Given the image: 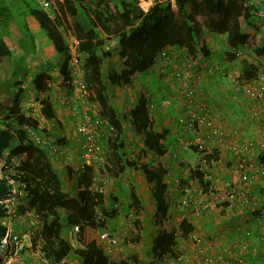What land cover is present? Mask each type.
<instances>
[{
  "label": "trees",
  "instance_id": "16d2710c",
  "mask_svg": "<svg viewBox=\"0 0 264 264\" xmlns=\"http://www.w3.org/2000/svg\"><path fill=\"white\" fill-rule=\"evenodd\" d=\"M43 1H47V6L44 7ZM173 1L179 22L174 21L171 0H152L146 11L139 6V0H55L53 3L49 0H40L41 8L33 11V15L45 31L55 52L62 56L60 73L64 77H68L67 61L70 58L69 46L65 38L68 39L67 31L71 28L75 32L76 53L84 70L83 82L86 84L87 94L97 104L103 120L115 129V135L110 141L115 165L114 174L118 175L127 168L144 173L146 181L151 185L155 200L154 220L161 227L153 241L152 253L158 257L169 254L176 259L178 257L175 253L176 237L179 235L187 237L192 232L193 225L183 217L176 228L172 223H169L167 228L162 227L170 207L166 194L167 185L163 180L167 169L158 162L148 161L149 151L156 155L164 154L163 138L166 132L153 130V118L146 108L147 97L144 92L141 93L135 106L130 109L129 119L135 133L140 135L144 149L135 158L128 157L120 139L123 133L122 116L111 104L110 86L130 83L134 74L148 70L154 58L166 46L184 50L191 58L200 59L209 53L205 42L207 31L224 35L229 44L227 53H230L233 49L243 48L250 34L259 32L261 26L255 24L257 20L253 12L255 7L244 5L243 0ZM195 7L202 10L204 20L194 17ZM81 10L87 28H83L78 20L75 27L71 26L66 18L67 15L79 14ZM112 39L116 40V52L123 68L120 72L109 74L104 82L102 65L105 59L112 56V48L109 47ZM258 43L256 53H263L264 40L259 39ZM8 52L9 49L4 41L0 40V60ZM229 56L231 59L237 58L234 52ZM240 59V77L244 80L254 77L256 66L248 58ZM38 75L40 74L35 76ZM42 78L41 74L34 80V85L36 89L44 91L49 89V86L47 82L41 81ZM23 81L10 82L11 96L6 98L4 105L0 107V115L4 114L1 122H4L3 125L7 128L13 130V124L16 123V141L11 151L26 152V158L21 166L23 170L21 178L26 182L30 192V207L36 209L44 220L45 254L52 261L59 262L71 250L68 239L61 233L59 209H63L68 211L65 218L69 227L79 226L76 233L77 246L72 252L80 258V264H128L126 261L111 259L107 249L90 238L89 228L100 229V232L108 231L107 220L117 213L116 205H110L111 209L104 206L103 193L90 190L93 183L92 168L84 166L78 172L75 191L71 188L65 189L64 181H70L73 169L67 166L68 174L63 178L59 173L61 158L54 157L44 145L36 143L22 127L24 124H32L34 127L37 125V122L29 114L27 115L26 110H22ZM2 85L4 87V83ZM40 102V113L46 121H55L60 125L54 110L51 109V102L47 98L41 99ZM46 135L51 145L63 146L64 137L54 138L52 133ZM190 148L196 149L194 146ZM208 158L216 157L210 154ZM258 159L264 163V150L260 152ZM191 172L197 178L199 185L204 186L206 180L202 172L197 168H193ZM181 183L186 185L187 181L183 179ZM261 192H264V183ZM131 197L133 213L137 214L140 209L139 200L134 194ZM261 209L264 210V203ZM251 213L257 216L260 210L254 209ZM133 223L130 243L139 241V231L142 228L139 219H134ZM131 260L134 263L137 261L133 256Z\"/></svg>",
  "mask_w": 264,
  "mask_h": 264
},
{
  "label": "crops",
  "instance_id": "0c3cea01",
  "mask_svg": "<svg viewBox=\"0 0 264 264\" xmlns=\"http://www.w3.org/2000/svg\"><path fill=\"white\" fill-rule=\"evenodd\" d=\"M49 1L52 3L55 2V0ZM40 7V0H0V40L4 41L9 49L8 54L3 56L0 60V99L1 97L6 99L11 96L12 90L8 92L2 87V83H8L9 79H11L12 82L24 80L21 88L22 95H33L32 97L21 98L22 110L28 108H30V110H32L31 108H33V110H40L41 104L39 103L41 99L44 98L46 100L47 98V100L51 102V109L54 110L56 117L60 121L58 129L64 131V134H60L59 137L65 138L63 144L64 152L65 154H70L71 158L69 167L78 174V138L76 141H74V136L69 138L70 135L66 133L68 129L65 127V121L69 122L67 116L70 115L66 112V110H68L67 105L62 103L63 94L68 92V87L63 83L62 74L60 73V66L63 59L58 53L55 57H48L51 59H46L45 57V50H54V48L50 40H47L49 38L45 31L39 26L33 15V11L39 10ZM24 11H27L29 15L34 18V20L30 22L31 25H33V23L36 24L32 32L30 28L27 26L25 27L28 34L27 36L30 38L28 41L36 43H32L30 46L37 51V53L32 52L30 55H27V51L24 50L23 46H20L18 43L13 44L11 41V38L16 37V35H23L20 25L18 24L19 21L16 20V16L19 14L23 15ZM70 17L72 16L67 15L68 19H70ZM21 25H23V23ZM33 38H38L36 40L41 41L37 42L33 40ZM205 40L209 50L207 56L200 59H194L189 56L190 59H187L182 52L178 51L177 56L171 59L166 71H162L160 67H158V64H154L145 72L134 74L130 79V83L110 86V100L112 101V106L116 109L118 114L122 116L123 133L120 139L124 143V151L127 153L128 157L133 156L135 158V156H138L137 154H140L141 150L144 149V145L140 135L135 133L130 123V109L135 106L140 94L143 92L149 100L158 102L163 97L170 99L168 106L154 110L152 113L153 130L166 132L163 138V147L164 153H168L170 158L164 161L160 156L157 157L158 155L154 152H148V161L152 163L158 162L167 169L163 180L167 185L166 194L170 202V207L167 212V219L162 227L167 228L169 223H172L173 227H175L183 217H186L188 222L193 225V231H195L196 226L199 228L212 227V224L216 222L218 224L216 227H219V235L221 237L218 247L223 249L224 246L222 245H226V240H222V237L225 236L227 231L232 230V226L234 227L247 219V217L242 218L241 215L244 214L249 216L248 212L252 207H249L245 211L239 208H224L220 210H208L200 214L190 213V210H188L189 214H187V208L178 205V197L182 195V190L175 186L172 180L182 174L181 169L183 165H178L175 159L179 157L182 158L180 154L185 152V150L178 145L176 139L181 136L189 138L191 136L189 133L191 130L188 129V131L187 128L178 121V118L185 115V112L182 107L177 85L170 79V75H167V73L179 67L185 68L189 72L191 76L190 83L195 90L193 101L194 108H207L214 122L226 131L229 141H245L260 137L264 124V111L250 110V100L247 96V92L240 91L241 89H235L230 79L231 72H234V69H236L233 68V70L230 71V68H232L230 66L232 65L235 67V65L225 64L220 58L222 53L228 56L233 52V50H231L230 53L225 52L226 49L229 51V44L226 42L225 36L209 32L205 34ZM213 44H215V47H211ZM225 46L226 49L224 48ZM220 62L222 63L219 67L218 63ZM107 63L106 61V64L102 67L104 80L107 79L108 74ZM120 70L121 65L119 64L117 68L112 66L109 73H117ZM36 74H42L43 78L41 81L44 83L47 82L49 89L42 91L35 88L34 80L40 76H35ZM36 96H40L37 102L35 101ZM27 105H30V107H27ZM30 116H32V114H30ZM41 118H43L42 115ZM107 147L109 148L108 145ZM220 154L221 159L218 160L216 157L212 169L214 173L218 174L220 177L230 178V166L234 159L231 156V152L227 150H221ZM258 155L259 153L257 151H252L250 157L252 159H258ZM74 172L67 185L71 184V187H73L71 189L75 191L77 188V176H74ZM108 172L110 177L108 178L107 189H105L104 193V206L108 207L113 203L119 208L118 213L108 219L109 221L107 220V225L114 228L113 230L107 228V230H109L111 236L116 238V243L112 246V254H110L111 259L115 261H126L130 264L133 263L131 260L133 256L137 260L135 262L136 264H205L201 258L196 257L194 254H189L188 251L182 252L177 259L171 258L168 254L159 257L154 255L151 248L161 227L154 220L155 200L151 192V185L146 181L144 173L140 170L127 168L118 175L114 174L115 171L112 169H109ZM63 173L66 175L68 174L66 167H62L61 174L63 175ZM256 180L257 183L258 176H256ZM63 186L65 189L70 190L68 186L65 187V184H63ZM132 194L139 200L140 209L137 214L133 213ZM254 208L256 209V205H254ZM59 213L62 214L63 209H59ZM131 215H133V217ZM128 216H131V218ZM190 217L192 220H190ZM136 218L141 221L142 226L139 231V241L130 243L129 239L133 236V222ZM111 221H114L113 224H111ZM69 232L70 230L67 231V233ZM88 232L90 238L94 239L96 243L99 244L100 241L97 236L100 232L95 228H89ZM67 233H62V236L66 237ZM260 236L261 235H257V238H260ZM230 237L232 238V236ZM248 239L249 241L253 240V238ZM260 239L263 238L261 237ZM254 241H256V239ZM250 246H254V244L250 243ZM248 252L251 253L250 251ZM245 255L247 256V254H244V256ZM64 259L62 264H80V258L75 255L72 250L67 253ZM22 263L41 264L38 258L34 257L29 250L23 253V261L19 264Z\"/></svg>",
  "mask_w": 264,
  "mask_h": 264
},
{
  "label": "built area",
  "instance_id": "2783aa9c",
  "mask_svg": "<svg viewBox=\"0 0 264 264\" xmlns=\"http://www.w3.org/2000/svg\"><path fill=\"white\" fill-rule=\"evenodd\" d=\"M47 4V1H43L44 7ZM243 4L254 6V16L264 22V0H243ZM73 41L75 43L74 46H71L73 55L70 59L71 72L76 80H79L83 75V71L74 56L77 40L74 39ZM159 56L163 60L169 59L168 52L165 50H162ZM163 69L166 68L163 67ZM169 75L170 79L177 85L185 112V115L180 116L178 121L187 130H191L189 138L181 136L177 137L176 140L181 148L194 146L198 152L195 166L184 168L182 176L172 180L173 184L175 186L180 185L182 190L178 204L184 208L189 207L191 213L196 214L222 208H239L242 210L248 208L255 200L252 190L256 176L264 178V164L257 162L256 158L252 159L250 157L252 151L260 152L264 150V124L260 137L245 141H229L226 131L214 122L207 108H194L195 90L191 86L189 72L183 69H175ZM230 79L236 90L241 89L240 91L247 92L250 100V110L264 111V53L257 56L254 77L243 80L238 73H235L230 76ZM78 84L80 94H76V97L83 99L85 86L84 83H81V80L78 81ZM169 102L168 98H162L157 103L149 102L147 107L149 111L158 110L168 106ZM78 117L75 132L79 136V148L83 164L91 165L95 163L105 170L106 167H110V162L101 141L102 118L88 110L81 111ZM3 124L0 123V127ZM13 125V130H11L15 133L16 123ZM22 127L26 129L36 143L44 145L54 157L63 154L62 148L50 144V139L46 135L48 134L47 131H44L39 124L35 127L32 124H24ZM111 129L109 127V130ZM221 150L231 152L234 159L230 166V178H222L214 173L212 166L216 158H208V155L213 154L220 160ZM25 158L26 152L14 154L10 150H6L0 155V182L6 185L5 193L0 196V206L4 210V217L1 222L5 226L4 233L0 237L2 247L0 264H18L22 262L25 250H29L34 257L38 258L41 264H61L63 261L53 262L45 254L44 222L38 211L30 207V192L26 182L21 178L23 174L21 166ZM64 158L65 161L69 160L67 155H64ZM83 164L81 165L83 166ZM193 168H197L202 172L203 178L206 180L204 186L199 185L197 178L193 176L191 172ZM182 178L187 181V184L183 187L180 182ZM100 180L94 177L92 187L94 190L103 193L107 178L103 179L102 183ZM78 229L79 226L74 225L68 236L71 248L77 246L76 233ZM194 238L197 242L202 243L199 238L195 236ZM98 240L107 249H110L116 243V238L107 231L99 233ZM244 244H238L236 247L243 248ZM203 259L206 264H225L218 254L204 253ZM230 264H245V260L241 254H236Z\"/></svg>",
  "mask_w": 264,
  "mask_h": 264
},
{
  "label": "rangeland",
  "instance_id": "374dc122",
  "mask_svg": "<svg viewBox=\"0 0 264 264\" xmlns=\"http://www.w3.org/2000/svg\"><path fill=\"white\" fill-rule=\"evenodd\" d=\"M146 1H147L146 4H141L142 1H140L141 6H144L146 8L148 6L147 4H149V2L151 0H146ZM171 3H172L171 4V9L173 10L174 21L179 22L180 20H179V17L177 15V12L175 10L176 6H175V4H173L172 1H171ZM34 6L36 7L35 4H34ZM81 12H82V10L79 12V14H75L74 16L70 17V19H68L67 16H66V18H67V20H68V22L70 23L71 26L73 25L75 27L77 25V20H78L83 28H87L85 18L82 15ZM193 14H194V17L196 19L204 20V17H205L204 13L198 7H195V9L193 10ZM68 16H70V15H68ZM16 20L19 21L18 24L20 25L21 31H22L24 36L21 35V34L16 35V37L11 38L12 43L13 44L18 43L20 46H23L24 50L27 51V55H30L32 52L37 53V51H35L30 46L32 43H35V42H29L28 41V40H30V38H28L27 31L25 30L26 29L25 27L27 26L28 28H30V31L32 32V30H33V28H34V26L36 24L33 23V25H31L30 22H32L34 20V18L32 16H30L27 11H24L23 15L19 14V15L16 16ZM22 23H23V25H21ZM70 31H71V33H70V35H68V39H67L68 42L67 43L71 47V46H74L75 42L73 40L75 39V36H74V31H73L72 28H71ZM207 33H209V32L206 31L205 34H207ZM72 35L74 36L73 38H72ZM36 39H38V38H33V40H35L37 42L41 41V40H36ZM47 40L49 41V39H47ZM65 40H66V38H65ZM209 41H212V40H209ZM217 45H219V44H217ZM211 47H215V44H213ZM111 48H112V53L113 54H112V56L110 58H107V62H108L107 63L108 64L107 65V67H108L107 71L108 72L110 71V68L112 66H115V68H117V65H119V64L122 66L121 61H120V59H119V57L117 55V52H116L117 46L112 44ZM224 48L226 49V46ZM239 50H240L239 56H237L236 59H234V58L231 59L229 55L225 56L224 53H222V56L220 55L221 61L223 63L228 64V65L229 64H234L235 65V67H233L232 65L230 66V67H232V68H230V71H232L233 68H236V69H234L235 70L234 72H231V74H235V72L239 73L241 71V69H240L241 68V59H240L241 57L248 58L253 64H255V62H256V55L253 53V47L252 46H249V47L245 48L244 50H243V48L240 47ZM225 52H227V49L225 50ZM56 54L57 53L53 49L52 50H50V49H46L45 50L46 59H51V58H48V57H50V56L51 57H55ZM185 57H187V55ZM222 62L218 63L219 67H220V64ZM104 64H106V62ZM104 74H105V72H104ZM11 81L12 80L9 79L8 83H6V82L4 83V88L7 91L11 88L9 86ZM77 86H79V85H77ZM77 86H74L73 88H75ZM10 90H12V89H10ZM27 91H28V89H27ZM8 92H10V91H8ZM32 96H33L32 94L22 95V97H32ZM39 99H40V96H36V100L35 101L37 102ZM87 99L88 100L85 99V101L83 102L84 108L96 109L97 104L95 102H93V100H91L90 97H87ZM0 100H1L0 107H2L4 105V103H5V99H3V97H1ZM62 103L65 104L64 101H62ZM91 103H93V104L95 103L94 105H96V106L93 107V105ZM27 107H30V105H27ZM24 109H26V108H24ZM31 109L32 110H30V108L26 109V112H28V110H29L28 114L29 115L32 114V116H34L32 118L33 119L35 118L34 120L43 129H45L46 131H49L50 133H52L53 134L52 137L55 138V137L60 136V134H64V131H60L58 129V127H56V125H58L59 123H56L55 121L47 122L46 119H41L40 110H33V108H31ZM1 110H2V108H1ZM93 111L96 112L97 110H93ZM66 112L70 115V116H67L69 118V122L65 121V127H67V129H68V131H66V133H68V135H70L69 138L74 136L75 137L74 141H76L77 140L76 134H75L74 130H72L73 125H74L73 116H72L71 112H68L67 110H66ZM78 119L79 118L77 117V120ZM58 122H60V121H58ZM102 130H104V128H102ZM104 132L105 131H103V133ZM105 133L106 134H104L103 140L106 138L108 132H105ZM109 151H110V156H111L110 147H109ZM180 155L182 156V158H180V157L177 158V159L173 158V159H175L178 162V165L188 164L189 166H193L194 159L196 158V154H195V152L193 150L187 149V150H185V152H182ZM159 156L161 158H163L164 161H165V159H167V158L169 159L170 158L168 153H164L162 155H158L157 157H159ZM63 164L64 163H62V165ZM61 170L62 169H60L59 171H60V175L62 176ZM111 173H112V171H111ZM99 175L100 176H99L98 180L101 179L100 180L101 183H102V180L106 179L108 175L110 176L109 172L107 173V176H102L103 175L102 172H100ZM74 176L76 177L75 174H74ZM62 177L63 178L66 177V174L63 173ZM67 183H68V181H64L65 187L68 186L69 188H73V187H71V184L67 185ZM107 185H108V179H107V181L105 182V185H104L105 189H107ZM74 186H75V184H74ZM181 186L183 187L184 185L181 183ZM259 186H260V184H258L256 186V188L253 189L252 194L254 196H256V200L258 198V200L256 201V208L261 210L262 204L264 203V192H261L260 189L258 190ZM107 208L111 209L110 206H108ZM252 209H254V207H252L249 210V212H248L250 217L248 215L246 216L244 214L241 215L242 218L247 217V219H245L244 221H242V222H240L238 224L239 228H237L238 225H235L234 227L232 226V230L231 231H227L225 236L222 237V240H226V245H222V246H224L223 249L221 247L220 248L218 247L219 240H220L221 237L219 235V233H220L219 227H216L218 224L215 222V223L212 224V227H206V228L200 227L199 228V227L196 226L195 231H193V233H191L190 236H187V237L178 236L176 238L178 245L175 247V253H177V255H180L182 252L188 251L189 254L190 253L194 254L196 257L202 259L201 255H203V254H202V252H200V247L201 246H207L209 251L212 252L213 254H218L220 256V259L223 260V262L225 264H230V263H232L233 260H231V259L234 258V254H235V250H233L232 243H234L236 241H239V240L240 241L243 240L242 239L243 235L241 234L242 230L245 229V228H250V231H252V234L250 236H248V237L249 238H253V240H251V241H249V239H247V240L251 244H254L255 246H257L258 249L256 250L257 251L256 253H249L248 251L244 250V254H247V256L245 255L246 264H264V246H263L264 241L260 243V240H261L260 238L262 237L264 239V212L260 211V212H262V214H260L261 218H260L259 221H257L256 220L257 217L253 216L252 213H251ZM118 210H119V208L116 209L117 213H118ZM188 210H190L189 207L186 210L187 214H189ZM67 213H68V211L63 210V213L60 216V222H61V225H62L61 232L64 233V234H66L67 231L70 229L69 225L66 222V218H65ZM190 213H191V211H190ZM219 215H221V214H219ZM131 216L133 217V215H131ZM131 216H128V217L131 218ZM190 220H192L191 217H190ZM114 221H111L112 222L111 224H113ZM173 221L176 222L175 220H173ZM106 227L108 229H111V230L114 229L113 227H111V226L109 227L108 225H106ZM98 231L100 232V229H98ZM257 235H261V237L257 238ZM194 236L199 238L202 243L197 242L195 240ZM230 236H232V238ZM97 238H98V236H97ZM255 239H256V241H254ZM191 249H192L193 253L191 252ZM108 253H109V256H110V254H112V249L110 251H108ZM170 257L172 258L171 255H170ZM228 259H230V260H228Z\"/></svg>",
  "mask_w": 264,
  "mask_h": 264
},
{
  "label": "clouds",
  "instance_id": "9594fccd",
  "mask_svg": "<svg viewBox=\"0 0 264 264\" xmlns=\"http://www.w3.org/2000/svg\"><path fill=\"white\" fill-rule=\"evenodd\" d=\"M140 1H142V3L141 4H146L147 3V1L146 0H139V2H138V4H139V6L143 9V10H148V8L150 7V5L152 4V0H151V2L149 3V5L145 8L144 6H141V4H140ZM172 2H173V4H174V1L173 0H171ZM172 4V3H171ZM47 10V9H46ZM251 22H253L252 20H251ZM255 24L256 25H260L261 26V30L259 31V32H256L255 34H250V36H249V38H248V41H247V43L243 46V50L245 49V48H247V47H249V46H252L253 47V53L256 55V59H257V56L259 55V54H262V53H256V49H257V45H259V43H258V41H259V39H261V40H264V22L263 21H261V20H259L258 18H257V20L255 21ZM70 33H71V31L69 30V31H67V34L68 35H70ZM75 33V32H74ZM72 37H74L73 35H72ZM75 39H76V37H75ZM77 40V39H76ZM68 41H67V38H66V43H67ZM110 45H109V47H111L112 46V44H114V45H116V40L115 39H112V40H110ZM67 45H68V43H67ZM69 46V45H68ZM162 50H165V51H167L168 52V58L169 59H165V60H163V58H160V53H161V51ZM160 52H159V54L154 58V60H153V63H152V65H154V64H158V67H160V69L162 70V71H166V69L169 67V63L171 62V59H173V58H175L176 56H177V54H178V51H180V52H182L183 53V55L184 56H186L187 55V53L184 51V50H179V49H176V48H174V47H170V46H166L165 48H163ZM74 51H75V54H74V56L76 57V59L78 60V62H79V64H80V67L82 68V71H83V75H82V77L81 78H79V80H76V78H75V76L73 75V73L71 72V65H70V59L72 58V50H71V47L69 46V53H70V58H69V60L67 61V68H68V77H64L63 75H62V78H63V83L68 87V92L66 93V94H63V96H62V101H64L65 102V104L67 105V111L68 112H71V114H72V116H73V119H74V125H73V130H74V132H75V125H76V123H77V117H78V114L81 112V111H83V110H88V111H90V112H92V113H94V114H96V115H99L100 117H101V115H100V111H99V108L96 106V105H94L93 103H91L92 105H93V107H95L96 106V109H94V110H97L96 112H94L92 109H87V108H84V105H83V102L85 101V99L86 100H88L87 99V97H89L88 96V94H87V88H86V84L83 82V76H84V70H83V67H82V63H81V61H80V58L78 57V55H77V53H76V45H75V49H74ZM233 52L237 55V56H239L238 54H239V52H240V50H239V48H236V49H233ZM264 53V52H263ZM113 54V53H112ZM110 58V57H109ZM187 59H190L189 58V56L187 55V57H186ZM63 59V58H62ZM120 59V58H119ZM107 61V59H105L104 60V62H103V65H104V63ZM120 61H121V59H120ZM63 62V61H62ZM122 64V63H121ZM61 65H62V63H61ZM103 65H102V67H103ZM151 65V66H152ZM255 66H256V62H255V64H254ZM150 66V67H151ZM61 67V66H60ZM149 67V68H150ZM163 67H165L166 69H163ZM123 68V65L121 66V69ZM148 68V69H149ZM175 69H183V70H186L185 68H182V67H179V68H175ZM174 69V70H175ZM121 71V70H120ZM119 71V72H120ZM172 71V70H171ZM171 71H169L168 73H170ZM187 71V70H186ZM143 73V72H142ZM167 73V75H169ZM235 73H237V72H235ZM109 74H111V73H109L108 72V74H107V76L109 75ZM239 75H240V72L238 73ZM233 74H231V76H232ZM106 76V75H105ZM102 77H103V68H102ZM51 78V77H50ZM81 80V83H84V86H85V88H84V90H85V96L83 97V99H81V98H77L76 97V94H80V88H79V86H77V85H79L78 84V81H80ZM107 79H105L104 80V78H103V81H106ZM244 80V79H243ZM74 86H77V87H75V88H73ZM79 91V92H78ZM163 98H166V97H163ZM91 99V98H90ZM162 99V98H161ZM160 99V100H161ZM169 99V98H168ZM92 100V99H91ZM159 100V101H160ZM170 100V99H169ZM147 104H146V108H147V110H148V113H149V115L152 117V113H153V111L154 110H152V111H149V109H148V107H147V105H148V103L149 102H154V103H157V101H153V100H149L148 98H147ZM158 101V102H159ZM94 102V101H93ZM50 103V102H49ZM39 104H41V102L39 103ZM75 110H74V109ZM27 115H28V112H27ZM30 116V115H29ZM3 117V115H0V123H4V122H1V118ZM42 117H43V115H42ZM31 118H32V116H31ZM79 118V117H78ZM102 118V120H103V117H101ZM35 119V118H34ZM41 119H45L44 117L43 118H41ZM4 121H6V120H4ZM38 124V123H37ZM109 127H111L112 129L111 130H109ZM2 128H6V129H9V128H7L5 125H3L2 127H0V129H2ZM102 128H104V130H102ZM10 130V132L14 135V137H15V141H16V136H15V133H13L12 132V130L11 129H9ZM100 131H101V141H102V144L104 145V147H105V151H106V153H107V155H108V160H109V162H110V167H106L105 168V170H103L102 169V167H98V165L97 164H91V165H88V164H83V158L81 157V151H80V148H79V158H78V161L77 162H79L78 163V170L80 171L84 166H89V167H91L92 168V170H93V178L94 177H97V179L99 178V173L100 172H102L103 173V175L102 176H107V173H108V170L109 169H112L113 171H115V165H114V158H113V156H112V150H111V156H110V151H109V148L107 147V145L110 147V141L112 140V138L114 137V135H115V129L107 122V121H104L103 120V125L101 126V128H100ZM103 131H105V132H108L107 133V136H106V138L103 140V136H104V134H106L105 132L103 133ZM47 133L48 134H50V132L49 131H47ZM75 134H76V132H75ZM113 135V136H112ZM59 137V136H58ZM76 137L78 138V146H80V140H79V136L76 134ZM15 141H14V143H15ZM14 143H13V145H14ZM12 145V146H13ZM57 145V144H56ZM123 145H124V143H123ZM12 146L11 147H9V148H6V149H4L3 150V152L4 151H6V150H10L11 151V148H12ZM60 148H62V150H63V154H60L58 157L59 158H61V161H62V163H64L63 165H62V163H61V166L62 167H67V166H70V163H71V158H70V155L69 154H65V152H64V145L63 146H59ZM191 147H193V146H191ZM111 148V147H110ZM187 149H191L190 147H188V148H185L184 150H187ZM191 150H193V149H191ZM194 152H195V154H196V158H195V161L193 162L194 164H193V166H195V164H196V161H197V159H198V152H197V150L195 149V150H193ZM263 151V150H262ZM262 151H260V152H262ZM2 152V153H3ZM12 152V151H11ZM24 152V151H23ZM260 152H258L259 154H260ZM1 153V154H2ZM14 154H16V153H14ZM64 155H67V156H69V160L68 161H65V158H64ZM256 161L257 162H259V163H263V162H261L259 159H256ZM81 164H83V166L81 165ZM264 164V163H263ZM62 167H61V169H62ZM186 167H192V166H189L188 164H184L183 165V167H182V169H181V173L183 172V170H184V168H186ZM75 175L77 176V174L75 173ZM181 176H182V174H181ZM181 176H177V177H181ZM110 176L108 175L107 176V179L109 178ZM184 178H182L181 180H180V182L183 180ZM257 181V180H256ZM256 181H255V183H256ZM94 182V181H93ZM3 183V182H2ZM254 183V184H255ZM264 183V178H262V177H260V176H258V182L255 184V185H253V189L254 188H256V186L258 185V184H260V186H259V188H258V190L260 189L261 190V187H262V184ZM177 187H179L180 188V185L179 186H177ZM91 191L92 190H94L93 189V187H92V185H91V189H90ZM252 192H253V190H252ZM5 193V192H4ZM104 193H105V188H104V191H103V195H104ZM181 198V196H179L178 197V199H180ZM255 198V200H254V202L249 206V207H254V205H256V201L258 200V198H257V200H256V196L254 197ZM30 199V198H29ZM178 202H179V200H178ZM254 204V205H253ZM179 205V204H178ZM180 206V205H179ZM181 207H183V206H181ZM248 207V208H249ZM33 208V207H32ZM248 208H246V209H248ZM222 209H224V208H222ZM226 209V208H225ZM246 209H241L242 211H245ZM255 209V208H254ZM254 209H252V211L254 210ZM256 209H258V208H256ZM36 210V209H35ZM66 211V210H65ZM260 211H262V212H264V210L263 209H261ZM262 212H260L257 216H255V217H257L256 218V220L257 221H259L260 220V218H261V215L260 214H262ZM68 214V213H67ZM61 215V214H60ZM253 215V214H252ZM67 216V215H66ZM254 216V215H253ZM4 217V216H3ZM3 217H0V223L2 224V222H1V219L3 218ZM43 220V219H42ZM43 222H44V220H43ZM4 225V224H3ZM5 227V226H4ZM72 228H73V226L72 227H70V232L72 231ZM237 228H239V225L237 226ZM70 232L69 233H67V238L66 239H68V236H69V234H70ZM107 232H109V231H107ZM101 233V232H100ZM191 233H193V230H192V232ZM191 233L188 235V236H190L191 235ZM109 234H110V232H109ZM241 234L243 235V240H239V241H236V242H234L233 243V245H232V247H233V250H235V254H234V258H235V255L236 254H241L242 255V257H243V259L245 260V264H246V258H245V256H244V250H246V251H250L251 253H256L257 251V249H258V247L257 246H250V243H249V241L247 240L249 237L248 236H250L251 234H252V231H250V228H245V229H243L242 230V232H241ZM3 235V234H2ZM99 235V234H98ZM111 235V234H110ZM262 241L261 242H263L264 241V239H261ZM243 243H245L244 244V247L243 248H240V247H236L238 244H243ZM98 245H100V246H102L103 248H105L103 245H101V243H99ZM254 248V249H253ZM107 249V248H106ZM112 249V247L110 248V249H107V251H110ZM71 250H73V248H71ZM202 250H204L203 252H202V254L203 255H201L202 256V261L205 263V261H204V253H211V254H213L212 252H210L209 251V249H208V247H206V246H201L200 247V252L202 251ZM26 251V250H25ZM24 251V252H25ZM242 251V252H241ZM169 255V254H168ZM178 257H179V255H178ZM177 257V258H178ZM176 258V259H177ZM234 258L233 259H231V260H234ZM52 260V259H51ZM63 260H65L64 258L62 259V260H60L59 262H62ZM228 260H230V259H228ZM54 262V261H53ZM59 262H57V263H59ZM19 264V263H18ZM62 264V263H61ZM130 264H136V263H130ZM206 264V263H205Z\"/></svg>",
  "mask_w": 264,
  "mask_h": 264
},
{
  "label": "water",
  "instance_id": "95a60500",
  "mask_svg": "<svg viewBox=\"0 0 264 264\" xmlns=\"http://www.w3.org/2000/svg\"><path fill=\"white\" fill-rule=\"evenodd\" d=\"M15 141L14 135L10 132L9 129L2 128L0 129V155L3 152L4 149L9 148L13 145ZM6 191V185L2 182H0V196L4 194ZM4 216V210L0 206V217ZM5 227L3 224L0 223V237L4 233ZM1 243H0V254H1Z\"/></svg>",
  "mask_w": 264,
  "mask_h": 264
}]
</instances>
